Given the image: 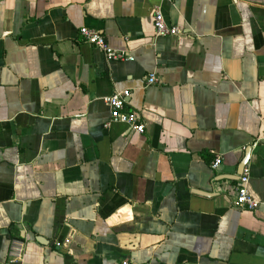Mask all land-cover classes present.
<instances>
[{"label": "crops", "instance_id": "crops-1", "mask_svg": "<svg viewBox=\"0 0 264 264\" xmlns=\"http://www.w3.org/2000/svg\"><path fill=\"white\" fill-rule=\"evenodd\" d=\"M124 261L264 264V0H0V264Z\"/></svg>", "mask_w": 264, "mask_h": 264}, {"label": "built area", "instance_id": "built-area-1", "mask_svg": "<svg viewBox=\"0 0 264 264\" xmlns=\"http://www.w3.org/2000/svg\"><path fill=\"white\" fill-rule=\"evenodd\" d=\"M153 28L155 36H175L180 34L179 27L175 25H170L166 22L160 6H155L153 8V17H152ZM78 34L81 37V40L89 44L94 45L99 50H101L107 60L111 61H127L133 60V57L130 56L127 52L117 50L110 46L103 34L99 31L82 26L78 30ZM157 81L154 75L148 77V83L152 84ZM129 95V90H121L113 92L109 96L103 97L104 102L107 104L110 110L109 120L106 122L108 125L110 122H121L128 126V128L136 133L142 134L145 129V124L143 123L141 117L135 111H126L125 98ZM221 163V159L217 156L212 162L211 167L216 169ZM249 166L244 165L241 173L238 177V183L236 186V196L234 199V206L237 208L255 210L258 207L259 201L253 197L249 190ZM9 258L12 261H17L21 259V249L14 244L9 246L8 251ZM122 264H129L124 261Z\"/></svg>", "mask_w": 264, "mask_h": 264}, {"label": "water", "instance_id": "water-1", "mask_svg": "<svg viewBox=\"0 0 264 264\" xmlns=\"http://www.w3.org/2000/svg\"><path fill=\"white\" fill-rule=\"evenodd\" d=\"M245 162H246V160H245ZM245 162L243 163L242 168H243V166L245 165ZM242 168H241V170H242Z\"/></svg>", "mask_w": 264, "mask_h": 264}]
</instances>
